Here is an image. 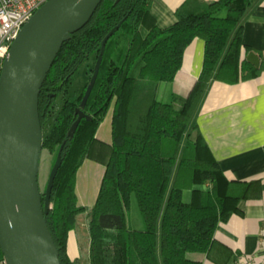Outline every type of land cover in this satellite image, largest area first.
<instances>
[{
	"label": "trees",
	"instance_id": "trees-1",
	"mask_svg": "<svg viewBox=\"0 0 264 264\" xmlns=\"http://www.w3.org/2000/svg\"><path fill=\"white\" fill-rule=\"evenodd\" d=\"M256 1L187 0L176 10L174 25L161 28L151 15V0H102L64 43L39 97L42 151L55 152L51 171L61 160L45 211L61 264H83L70 258L67 243L85 211L90 214V264H203L190 254L209 252L219 224L242 214L243 200L260 195V181L229 180L201 134L191 139L213 80L235 84L262 71L243 57V49L252 51L243 43V21ZM113 30L87 102L89 84L59 107V96L92 57L96 65ZM197 37L206 44L201 75L187 96L171 91L160 97L159 85L176 78L186 48ZM78 108L90 119L83 118L73 130ZM111 109L112 144L107 145L96 135ZM98 145L106 171L96 203L87 209L79 205L77 173ZM133 195L143 229L129 223Z\"/></svg>",
	"mask_w": 264,
	"mask_h": 264
},
{
	"label": "crops",
	"instance_id": "crops-1",
	"mask_svg": "<svg viewBox=\"0 0 264 264\" xmlns=\"http://www.w3.org/2000/svg\"><path fill=\"white\" fill-rule=\"evenodd\" d=\"M186 1L151 0V15L156 24L161 28L174 25L176 10ZM141 32L145 36L148 33L147 26H142ZM243 43L259 55V68H262L260 75L235 84L213 80L197 114L198 129L192 131L191 139L196 140L201 134L229 180H258L261 193L258 197L241 202L242 214L235 213L228 221L219 224L209 252L190 254L191 258L203 264H237L241 254H264V0L256 1L244 17ZM205 46V40L200 37L188 45L176 78L159 85L160 97L166 99L171 91L183 96L189 94L201 75ZM248 53L243 49V57ZM111 110V119L103 126ZM111 110L96 135L99 141L107 145L112 144ZM97 148L92 157L84 159L77 173L79 205L87 209L96 203L106 171V165L99 156L100 145ZM87 213L78 214L76 227L69 233L67 249L73 260L81 259L79 241L84 233L79 232V219ZM129 223L135 228H144L142 215L137 214L132 223L129 218ZM86 230L90 235L88 222ZM90 243L91 239L89 247Z\"/></svg>",
	"mask_w": 264,
	"mask_h": 264
},
{
	"label": "water",
	"instance_id": "water-1",
	"mask_svg": "<svg viewBox=\"0 0 264 264\" xmlns=\"http://www.w3.org/2000/svg\"><path fill=\"white\" fill-rule=\"evenodd\" d=\"M102 0H48L23 26L3 61L0 73V249L7 264H47L41 232L54 182L61 166L56 161L43 200L39 185L44 133L40 124L39 97L50 69L72 34L92 17ZM105 38L87 87L85 104L97 81L106 45ZM247 60L260 67L250 51ZM79 116L73 130L86 113ZM59 263V251L57 249Z\"/></svg>",
	"mask_w": 264,
	"mask_h": 264
},
{
	"label": "built area",
	"instance_id": "built-area-1",
	"mask_svg": "<svg viewBox=\"0 0 264 264\" xmlns=\"http://www.w3.org/2000/svg\"><path fill=\"white\" fill-rule=\"evenodd\" d=\"M48 0H0V67L23 26ZM0 264H7L5 258ZM237 264H264V254H241Z\"/></svg>",
	"mask_w": 264,
	"mask_h": 264
},
{
	"label": "rangeland",
	"instance_id": "rangeland-1",
	"mask_svg": "<svg viewBox=\"0 0 264 264\" xmlns=\"http://www.w3.org/2000/svg\"><path fill=\"white\" fill-rule=\"evenodd\" d=\"M95 61L96 58L93 57L90 59V61H88V63H86L83 67L80 68V70L76 73L75 75V82L73 83V85L70 87V89L68 90V92L63 93L59 96L58 100H57V104L59 107H61L64 103V99L67 97H76L79 96L80 94H82L86 88V86L89 84L91 77H92V73H93V69L95 67ZM111 112L108 114L106 120L104 121V123L102 124L103 126L107 125V123H109V120L111 119ZM54 155L55 152H50L48 149H44L42 151V157H41V162H40V172H39V185H40V189L41 191H43L45 188H47V184H48V180L51 174V165H52V161L54 159ZM141 215L138 203H137V199L136 196L133 195L132 196V203H131V209L129 212V218L131 220V223L133 222L134 218L136 215ZM90 219V214L89 212L87 214H84L82 216H80L79 219V232H83V234H81V240L79 241L80 243V252H81V260L83 264H90V247H89V240H90V235L87 234V222H89V220L87 221V219ZM79 238V237H78Z\"/></svg>",
	"mask_w": 264,
	"mask_h": 264
},
{
	"label": "bare ground",
	"instance_id": "bare-ground-1",
	"mask_svg": "<svg viewBox=\"0 0 264 264\" xmlns=\"http://www.w3.org/2000/svg\"><path fill=\"white\" fill-rule=\"evenodd\" d=\"M41 237L43 241L45 258L47 260V264H60L58 260L57 249L51 239L47 230H43L41 232Z\"/></svg>",
	"mask_w": 264,
	"mask_h": 264
}]
</instances>
